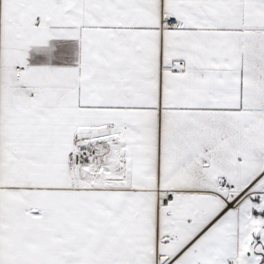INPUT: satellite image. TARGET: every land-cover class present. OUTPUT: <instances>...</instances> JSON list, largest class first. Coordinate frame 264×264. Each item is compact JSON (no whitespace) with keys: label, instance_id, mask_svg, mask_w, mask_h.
Listing matches in <instances>:
<instances>
[{"label":"snow or ice","instance_id":"6c2138e0","mask_svg":"<svg viewBox=\"0 0 264 264\" xmlns=\"http://www.w3.org/2000/svg\"><path fill=\"white\" fill-rule=\"evenodd\" d=\"M0 264H264V0H0Z\"/></svg>","mask_w":264,"mask_h":264}]
</instances>
